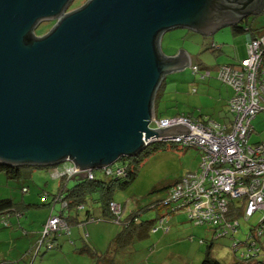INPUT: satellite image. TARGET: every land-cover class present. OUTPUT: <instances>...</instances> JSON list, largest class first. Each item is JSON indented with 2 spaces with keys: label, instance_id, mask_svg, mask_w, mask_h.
I'll return each mask as SVG.
<instances>
[{
  "label": "water",
  "instance_id": "water-1",
  "mask_svg": "<svg viewBox=\"0 0 264 264\" xmlns=\"http://www.w3.org/2000/svg\"><path fill=\"white\" fill-rule=\"evenodd\" d=\"M0 0V165H73L83 177L153 138L188 134L151 130L165 77L190 66L184 51L167 57L165 32L202 37L239 24L264 0ZM55 21L41 37L34 29Z\"/></svg>",
  "mask_w": 264,
  "mask_h": 264
},
{
  "label": "rangeland",
  "instance_id": "rangeland-1",
  "mask_svg": "<svg viewBox=\"0 0 264 264\" xmlns=\"http://www.w3.org/2000/svg\"><path fill=\"white\" fill-rule=\"evenodd\" d=\"M86 2L87 0H72L66 12L80 8ZM249 21H256L258 26H264V12L250 16ZM54 23L55 21L41 22L34 29V35L36 37L45 35L53 27ZM226 31H230V28H223L216 34ZM212 37L205 38L182 29L165 32L161 37L160 48L165 56H174L179 50L186 52L190 56L189 67L182 71L168 74L162 83L159 90L160 97L155 107L157 113L163 118L170 119L187 113L199 115L198 112L201 105H198V97L201 91L204 90L203 88L206 87L202 84L203 87H200L198 93L190 94L187 91V85L191 86L190 90H196L197 85L195 84L201 79L202 73L205 74V69L200 68L199 73L193 74L191 66L197 65L198 61L206 65L218 64L222 61L216 62V59L223 60L227 56L222 54L217 58L218 51L215 54L211 53L213 51L210 48ZM214 46L219 47L217 44H214ZM222 65L225 64L220 66ZM217 70L215 72L212 71L209 75L214 79L216 78V80H218ZM201 81L200 83H202ZM200 97L202 103L208 105L209 100L204 96ZM203 112H206V106H204ZM251 126L253 131L247 141L248 144H264V111L259 112L251 120ZM166 144V146L156 150L154 147L156 145L151 144L148 150L150 154L147 157H143L142 162L139 163L137 177L125 190L113 192V201L123 204L127 199H130L131 203L128 211L136 208L141 211L144 207L153 204V201L163 196V186L171 184L178 176L197 171L201 157L200 151L194 148L183 149L176 147L178 145L174 147L172 144ZM115 164L118 163L116 162ZM27 171L29 173L22 179H7L3 173H0V199L10 198L23 208L21 217L13 216L10 219L12 226L10 225L9 228L3 229L0 225V236L9 235L12 231V234L19 233L21 239H28L29 236V239L36 243L38 237L43 233V224L51 211L50 205H43V203L45 201V203H50L52 194L55 193L59 184L56 179L60 175L57 174V170H54V168H49V174L54 179L47 173L45 168H30ZM58 173H62V171H58ZM94 175L95 177H100L101 171L95 170ZM70 185L69 183L68 186L70 187ZM23 186L28 188L29 191L27 193H21ZM154 189L159 190L153 193L152 190ZM42 191L47 192L48 195L50 194L45 200L41 198ZM21 203L32 205V207L22 206ZM59 209L60 205L56 204L53 208L54 213H57ZM158 212V209L143 210L139 213L138 219L140 221L155 220ZM163 212L165 210L163 211L162 209L161 213ZM232 217V213H230L227 216V220ZM263 217L264 214L259 212L255 213L247 222L238 217L240 226L234 234L235 241L229 238V235L213 241L210 256L221 263H230L235 259L234 255L238 256L244 250V247H241V243L246 241V234L249 229L255 226ZM15 228L17 230L13 231ZM166 229H168L167 232L165 231ZM117 230V225L106 222L86 224L84 228L71 227L69 236L58 235L56 237L54 244L59 247L47 250L45 245H43L37 255L34 249L26 264H29L30 261H32V264H94L89 256L75 253V248L81 247L83 243H86L96 251L103 252ZM85 233L86 236H84ZM212 235L206 227L189 222L185 213H179L164 222L162 229L158 228L156 231L151 232L145 240L136 242L132 252V259H120L118 262L120 264H200ZM236 242H239L241 246L236 250V253H233L232 248ZM18 243L20 244V242ZM259 244L262 245L261 249L264 251V235ZM2 245L0 243V246ZM9 247H0V256H8L7 250ZM15 264H23V262Z\"/></svg>",
  "mask_w": 264,
  "mask_h": 264
},
{
  "label": "built area",
  "instance_id": "built-area-1",
  "mask_svg": "<svg viewBox=\"0 0 264 264\" xmlns=\"http://www.w3.org/2000/svg\"><path fill=\"white\" fill-rule=\"evenodd\" d=\"M210 48L219 49L213 43ZM246 52L247 56L238 64L222 65L217 70L218 80L232 89L228 101L230 124L200 122L181 115L170 119L155 118L150 126L151 130L177 125L188 129V134L153 138L150 142L169 140L183 149L191 145L201 152L197 171L186 173L174 183L164 205L171 215L185 213L190 222L208 228L215 239L228 233L235 234L238 230L236 221L228 222L224 217L229 201L241 200V215L245 221L264 211V144L250 145L247 142L252 133L251 120L264 111V77L260 69L264 58V33L252 38L247 36ZM192 70L197 71L196 67ZM69 165L72 167H54V170L60 176L79 173ZM116 172L122 173L120 170ZM111 210L120 214L119 205L111 204ZM115 220L116 223L118 218ZM166 221L161 219L159 226L163 227ZM62 229L67 230L62 220L50 216L44 225L42 240ZM260 234L257 231V235ZM46 244L50 248L51 243L46 241Z\"/></svg>",
  "mask_w": 264,
  "mask_h": 264
},
{
  "label": "trees",
  "instance_id": "trees-1",
  "mask_svg": "<svg viewBox=\"0 0 264 264\" xmlns=\"http://www.w3.org/2000/svg\"><path fill=\"white\" fill-rule=\"evenodd\" d=\"M247 20H249V17L241 21L239 24L232 26V32L247 33V35L252 38V34L249 35V32H251V24L249 26V24L246 22ZM217 50L218 49H213L214 52H216ZM192 67H196L197 71L195 73L193 72ZM191 71L193 74L199 73L200 67L198 65H193L191 66ZM204 73L205 74L202 73L201 75L203 79L200 80L202 81L210 78V73L208 71H205ZM159 92L160 91H158V93L156 94L154 103L155 118L163 119V117L157 113L155 107L156 102L160 97ZM166 143L172 144L174 145V147L176 146L173 142H153L151 144L156 145L154 146L156 150L158 148H162V146H166ZM151 144L145 147L143 151L136 157H121L119 161H117L118 164H113L106 169L100 170V177H95L94 171H92L87 173L86 177H83L79 172L70 176L65 174L56 179L59 181V184L55 193L52 194L50 203H45L46 201L43 203V205H50L51 207V211L47 219L50 216H58L62 220L63 224L67 227L68 232L70 231L71 227H78V225L86 226V224L96 223L100 221L112 223L118 226V230L115 236L109 241L105 251L98 252L90 245L83 243L81 247L75 248V253L79 255L89 256L94 264H120V262H118L120 259H132V252L134 251V245L136 244V242H140L148 238L149 234L153 232L155 228H163L162 226L158 225L161 219H167L168 221L170 218L175 216L171 215L169 209L164 205V203L167 201L168 193L173 187L174 183L177 182L183 175L173 183L167 186H163V196L156 201H153V204L148 205L141 210L146 211L149 209H158L159 212L157 213L158 215L155 220L140 221L138 219L139 213L141 212L140 209L136 208L130 211L126 210L127 204L131 203L130 199H127L123 204L113 201V192L118 190H125L127 186H129L130 183H132V181H134V179L137 177L139 163L142 162L143 157H147L150 154L148 150ZM62 166L66 168L70 165L69 163H65L57 166V168H60ZM30 168L34 167H9L0 165V173H3L7 179H22L29 173V171L27 170H29ZM45 170L49 174V168H45ZM116 170H120L122 173L117 174ZM69 183L71 184L70 187L68 186ZM23 189H25V191H23ZM156 190L159 189H154L152 190V192L154 193ZM28 191L29 190L27 187L23 186L21 188V193L23 194L27 193ZM49 195L47 192L42 191L41 198L45 200ZM21 204L22 206L32 207V205L29 204ZM56 204L60 205V209L57 213H54L53 208ZM111 204L119 205V215L113 213V211L111 210ZM162 209L163 211L165 210V212L161 213ZM22 210L23 208L17 205L16 202H14L10 198L0 199V225L3 227V229L10 227V219L13 216L18 218L21 217L23 213ZM241 211V200L228 202V212L224 215V217L228 222L236 221L237 229L240 226L238 217L243 220ZM230 213H232L233 217L230 220H227V216ZM259 213L264 214V211H260ZM116 218H118V221L115 223L114 221H116ZM47 219L43 224V228ZM66 231H64L63 229L59 230L56 233L46 236L45 238H43V240L42 235H40L33 247V250L35 249V254L37 255L39 253V249L43 245H45L47 250L59 247L58 245L54 244V242L56 241V237L58 235L69 236L70 233H67ZM165 231L167 232L168 229H166ZM257 231L261 232L259 236L257 235ZM227 235H229V238L234 240L233 233H228L223 237ZM263 235L264 217L255 226H252L249 229L246 234V241L244 243H241L242 246L239 245V242L235 243L237 247L232 248L233 253H236V250H238L240 246L244 247V250L240 252V255H234L235 259L226 264H264V251L261 249L262 242L261 244H259V241L261 240ZM217 239H215L212 235L211 241L206 246L204 258L200 264H224L210 256L213 241ZM46 241L48 243H51L50 248H48ZM8 263L11 262L7 261L4 255L0 256V264ZM29 264H32V261H30Z\"/></svg>",
  "mask_w": 264,
  "mask_h": 264
},
{
  "label": "crops",
  "instance_id": "crops-1",
  "mask_svg": "<svg viewBox=\"0 0 264 264\" xmlns=\"http://www.w3.org/2000/svg\"><path fill=\"white\" fill-rule=\"evenodd\" d=\"M261 12H264V9H262L258 13H261ZM258 13H256V14H258ZM250 16H253V15H250ZM250 16H248V17H250ZM248 17H246V18H248ZM246 22L249 24V26L251 24V32H249V35L252 34L253 37H255V36L257 37V36L261 35L262 33H264V26H261V27L258 26L256 21L255 22L252 21V23H251L249 20H247ZM246 22H245V24H246ZM229 28H230V31L222 32L219 34L215 33V35H213V37L211 38V42H210V44L214 43V44H217V46H219V49L217 50L218 51L217 52L218 53L217 58L222 54L227 55L226 58L223 60L216 59V62L222 61L218 64L216 63V64H207L206 65V64H203V62L198 61L197 65L200 68L205 69V71H208L210 74L212 73V71L215 72L217 70L218 66H220L221 64H225V65L226 64H228V65L237 64L240 60L245 58V47H246L245 44H246V39L248 36L247 33H234V32H232L231 27H229ZM211 53L215 54L216 52L211 51ZM189 58H190V56H189ZM261 71H262V76L264 77V60H263L262 65H261ZM201 82L202 83H200V80L197 81V83L195 85H197L198 89L196 88V90H194V91L190 90V88H191L190 85H187V91L190 94H192V93L196 94L199 92L200 87L201 86L203 87V85H205L206 88H203L204 90L201 91L200 96H204L207 98V100H209L208 105H206L205 103H202V101H201L202 99L199 96L198 97V105H201L199 108L200 110L198 112L199 115L196 116V115H194V113H187V114H181V115L191 117L192 119L198 120L200 122L212 121V122H215V123L221 124V125L230 124L231 116H230V113L228 110V101L232 96L231 87L220 83L218 80H216V78L214 79L212 77L205 79ZM204 97H202V98H204ZM204 106H206V112H203ZM181 115H179V116H181ZM181 176H178L175 180H177ZM129 206H130V203L127 204L126 210H128ZM95 213H97V212H95ZM96 223H99V222H96ZM89 224H91V223H89ZM10 225L12 226L13 224H11V222H10ZM19 225L21 226L20 222H19ZM84 227L85 226L78 225V228H84ZM15 230H17V228L13 229V231H15ZM81 230H83V229H81ZM208 231H209V229H208ZM69 233H70V231H69ZM28 235H29V233H28ZM30 235H33V234H30ZM84 236H86V233ZM18 242H20V244ZM34 242L35 241H32L29 239V236H28V239H26V238L21 239V237L19 236V233L12 234V231H11V233H9V235L0 236V243L3 244L0 247L10 246L9 249L7 250L8 256H4L5 259H7V261L11 262L8 264H15L17 262L18 263L23 262V264L24 263L26 264L27 260L30 258L31 254L33 252V247L35 244ZM10 251H12V252H10ZM8 257H10V258H8Z\"/></svg>",
  "mask_w": 264,
  "mask_h": 264
},
{
  "label": "bare ground",
  "instance_id": "bare-ground-1",
  "mask_svg": "<svg viewBox=\"0 0 264 264\" xmlns=\"http://www.w3.org/2000/svg\"><path fill=\"white\" fill-rule=\"evenodd\" d=\"M154 120H156V119H154ZM154 120L151 122V124L152 123H154ZM151 124L149 125V127L151 126ZM250 125H251V122H250ZM252 127V126H251ZM154 142V141H153ZM152 142V143H153ZM157 142H159V141H157ZM164 142H172V141H169V140H165ZM174 143V142H173ZM186 148H191V145H188ZM194 149H196V148H194ZM196 150H198V149H196ZM199 151V150H198ZM72 166H69V167H66V168H71ZM189 221V220H188ZM190 222V221H189Z\"/></svg>",
  "mask_w": 264,
  "mask_h": 264
},
{
  "label": "clouds",
  "instance_id": "clouds-1",
  "mask_svg": "<svg viewBox=\"0 0 264 264\" xmlns=\"http://www.w3.org/2000/svg\"><path fill=\"white\" fill-rule=\"evenodd\" d=\"M52 168H54V167H52Z\"/></svg>",
  "mask_w": 264,
  "mask_h": 264
}]
</instances>
